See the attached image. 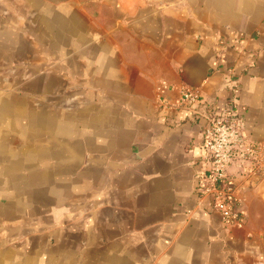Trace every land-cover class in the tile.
I'll use <instances>...</instances> for the list:
<instances>
[{
    "label": "crops",
    "instance_id": "0c3cea01",
    "mask_svg": "<svg viewBox=\"0 0 264 264\" xmlns=\"http://www.w3.org/2000/svg\"><path fill=\"white\" fill-rule=\"evenodd\" d=\"M227 79L264 145V0H0V264H264V178L224 224L180 104Z\"/></svg>",
    "mask_w": 264,
    "mask_h": 264
},
{
    "label": "built area",
    "instance_id": "2783aa9c",
    "mask_svg": "<svg viewBox=\"0 0 264 264\" xmlns=\"http://www.w3.org/2000/svg\"><path fill=\"white\" fill-rule=\"evenodd\" d=\"M225 86L230 96L222 105L191 90H182L180 104L204 121L199 160L202 190L222 222L234 226L243 218L236 204L233 172L242 178H264V145L244 136L237 80L227 79Z\"/></svg>",
    "mask_w": 264,
    "mask_h": 264
}]
</instances>
